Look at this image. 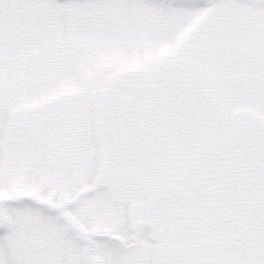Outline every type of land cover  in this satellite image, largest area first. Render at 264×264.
Here are the masks:
<instances>
[{
	"label": "snow or ice",
	"instance_id": "6c2138e0",
	"mask_svg": "<svg viewBox=\"0 0 264 264\" xmlns=\"http://www.w3.org/2000/svg\"><path fill=\"white\" fill-rule=\"evenodd\" d=\"M0 264H264V0H0Z\"/></svg>",
	"mask_w": 264,
	"mask_h": 264
}]
</instances>
